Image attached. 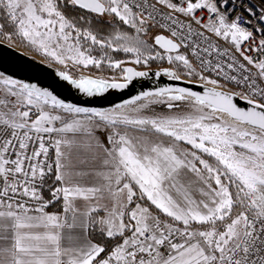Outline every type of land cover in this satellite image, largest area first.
I'll use <instances>...</instances> for the list:
<instances>
[{
	"label": "snow or ice",
	"instance_id": "obj_1",
	"mask_svg": "<svg viewBox=\"0 0 264 264\" xmlns=\"http://www.w3.org/2000/svg\"><path fill=\"white\" fill-rule=\"evenodd\" d=\"M0 42L88 97L176 82L98 110L0 73V264H264V0H0Z\"/></svg>",
	"mask_w": 264,
	"mask_h": 264
},
{
	"label": "water",
	"instance_id": "obj_2",
	"mask_svg": "<svg viewBox=\"0 0 264 264\" xmlns=\"http://www.w3.org/2000/svg\"><path fill=\"white\" fill-rule=\"evenodd\" d=\"M159 51L163 52V50ZM156 70L159 69H150L147 71L151 73ZM57 71V69L30 57L24 52H19L4 42H0V73L24 82L37 84L39 87L53 91L58 98L78 106L108 110L114 105L123 104L125 101L134 98L143 91L154 90L167 84L176 83L175 81H169L167 77L154 78L150 75L146 78H134L127 89L110 90L102 96L88 97L68 87L66 82H63L57 77ZM240 103L242 104L243 102L241 101Z\"/></svg>",
	"mask_w": 264,
	"mask_h": 264
},
{
	"label": "rangeland",
	"instance_id": "obj_3",
	"mask_svg": "<svg viewBox=\"0 0 264 264\" xmlns=\"http://www.w3.org/2000/svg\"><path fill=\"white\" fill-rule=\"evenodd\" d=\"M124 31H126L130 36H134L135 33L131 30V29H127L125 28ZM158 32V30L156 29V27L152 28L151 31L147 34V36H142L141 38L144 39L146 42H148L149 44H151L152 42V36L153 33ZM19 49H21L22 52H24L25 54L29 55L30 57L46 64L49 66L48 61L42 57L40 54H38L37 52L33 51L30 47L27 46H18ZM109 54L113 57V59H115V57H119V60H125L128 59L129 57H126L124 54L122 53H112L111 50H109ZM116 54V55H114ZM167 61L166 59L164 61H160V60H156L153 61L151 63L150 68L147 69H141V70H150V69H162L164 67H169L166 66ZM129 66H132L131 64H129ZM51 67L55 68L58 70L56 65H52ZM63 67V66H60ZM84 74L85 75H90L93 77H101V78H105V79H109L110 81L115 78L116 81L122 80L121 76H120V70L119 69H110L107 67V64L105 63L100 69H96L94 67L89 68V69H85L84 70ZM0 99H11L10 97H7L6 95H4L3 90L0 89ZM144 103H147V101H143ZM0 110H6L4 109L2 106H0ZM185 110V106L183 104L180 105L179 109H175L173 110L171 113L168 112V110H166L164 108V106L162 105H150L146 110H144L142 112L143 115H147L149 117L151 116H159V115H175V114H179L182 113ZM57 126H59V124L57 123ZM68 137H71L73 134L72 133H68L66 134ZM194 178V177H193Z\"/></svg>",
	"mask_w": 264,
	"mask_h": 264
},
{
	"label": "built area",
	"instance_id": "obj_4",
	"mask_svg": "<svg viewBox=\"0 0 264 264\" xmlns=\"http://www.w3.org/2000/svg\"><path fill=\"white\" fill-rule=\"evenodd\" d=\"M156 29H157L158 31H160L159 28H156ZM214 42H215V41H214ZM244 47L246 48V47H247V44H245ZM181 51H184V50L181 49ZM161 53L164 54L163 52H161ZM164 55H166V54H164ZM173 55H174V54H173ZM249 55H253V56H255L256 53H254V52H250ZM261 58L264 59V57H261ZM241 62H243V61L241 60ZM166 66H168V65H166ZM226 87L229 88V89L232 90V91H239V89H238V88H234L232 84H227ZM50 151H51V150H50ZM57 186H59V185H57ZM44 195H45V198L48 197V193H47L46 191H45ZM58 204L61 206V205H62V200H61ZM47 210H48V209H47Z\"/></svg>",
	"mask_w": 264,
	"mask_h": 264
},
{
	"label": "trees",
	"instance_id": "obj_5",
	"mask_svg": "<svg viewBox=\"0 0 264 264\" xmlns=\"http://www.w3.org/2000/svg\"><path fill=\"white\" fill-rule=\"evenodd\" d=\"M99 28L101 29H106V25H98ZM116 55V54H114ZM115 59H119V57H115ZM48 212H59L61 211V206L59 204H56L55 206H52L48 208Z\"/></svg>",
	"mask_w": 264,
	"mask_h": 264
},
{
	"label": "crops",
	"instance_id": "obj_6",
	"mask_svg": "<svg viewBox=\"0 0 264 264\" xmlns=\"http://www.w3.org/2000/svg\"><path fill=\"white\" fill-rule=\"evenodd\" d=\"M82 204H83L82 200L77 201V205L81 207V210H83ZM50 213H60V211L59 212H50ZM65 232H67V230H65ZM78 233H79L78 229L73 231V234H78ZM62 243H66V241H63Z\"/></svg>",
	"mask_w": 264,
	"mask_h": 264
},
{
	"label": "bare ground",
	"instance_id": "obj_7",
	"mask_svg": "<svg viewBox=\"0 0 264 264\" xmlns=\"http://www.w3.org/2000/svg\"><path fill=\"white\" fill-rule=\"evenodd\" d=\"M5 44L8 45L7 43H5ZM8 46H10V45H8ZM10 47L15 49V50H17V51H19V52H22L21 49H19L18 47H12V46H10ZM119 81H123V79L119 80Z\"/></svg>",
	"mask_w": 264,
	"mask_h": 264
}]
</instances>
